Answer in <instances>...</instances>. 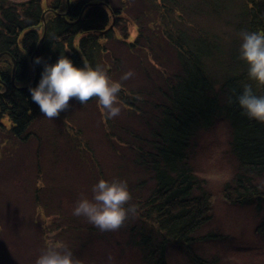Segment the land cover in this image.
<instances>
[{"label":"trees","instance_id":"trees-1","mask_svg":"<svg viewBox=\"0 0 264 264\" xmlns=\"http://www.w3.org/2000/svg\"><path fill=\"white\" fill-rule=\"evenodd\" d=\"M133 1L144 6L136 19L138 36L127 42L116 30L122 22H130L124 18L129 9L124 1L0 0V55L9 54L0 59V132H9L23 144L43 138L33 130L43 115L29 91L43 68L33 66L34 55L54 63L64 53L78 66H102L123 85L119 100L128 123L123 125L118 117L107 119L105 137L118 159L114 170L119 171L108 178L96 169L94 183L100 179L127 182L128 208L135 215L127 216L119 233L142 264H169L172 245L189 253L199 239L196 235L212 222V194L195 173L191 153L199 132L210 130L220 117L229 122L237 165L234 177L224 185V198L232 206L254 205L264 212V123L248 118L237 103L244 85L264 95V85L248 77V65L239 54L242 32L264 33V0ZM145 15L164 19L158 38L150 39L152 30L139 21ZM134 56L141 61L138 69L143 81L124 83L121 77ZM73 100L83 111L98 105L95 97L85 104ZM72 133L79 142L74 149L89 153L88 146L79 149L86 147L83 129H72ZM11 150L7 146L9 152L2 156H9ZM49 193L52 189L47 188L46 194L44 189L36 191V203L40 202L36 195L48 197ZM66 217L58 211L59 223L54 225L50 219L53 230L42 226L41 249L47 248L48 236L66 246L75 241L80 252L86 248L82 237L89 241L104 237V231L90 222L73 225ZM255 229L264 239V214ZM24 235L22 231L20 237ZM200 240L218 242L223 237L210 233ZM193 261L206 264L195 254Z\"/></svg>","mask_w":264,"mask_h":264},{"label":"rangeland","instance_id":"rangeland-1","mask_svg":"<svg viewBox=\"0 0 264 264\" xmlns=\"http://www.w3.org/2000/svg\"><path fill=\"white\" fill-rule=\"evenodd\" d=\"M7 1L21 3L26 0ZM123 1L129 8L124 18L130 22H122L116 30L118 37L131 42L138 36L136 19L141 16L138 10L144 5L141 1L136 4L133 0H115V3ZM157 18L148 15L140 17L139 21L145 28L152 30L150 39H156L163 32L164 19L160 16ZM169 55L173 56L171 49ZM140 63L139 58H132L126 72L131 71L133 75L124 83L143 81L138 69ZM120 107L121 112L116 117L124 125L128 123L123 116L125 107ZM5 122L10 127V123ZM106 123L99 105L83 111L70 99L69 107L61 111L58 117L49 119L42 115L37 121L33 130L39 134L38 137L43 136L41 142L34 138L23 144L13 140L9 132H0V264H35L37 257L44 251L38 245L42 244L38 241L39 231L43 225L53 230L50 219L54 225L59 223L56 221L58 211L67 215V220L70 219L73 225L89 222L86 217L76 216L73 212L82 197L92 198L96 169L105 172L108 178L114 177L119 171L114 170L118 159L109 149L105 137L109 129ZM76 128L83 129L86 147L79 149L88 146L90 152L87 154L74 149L79 147L78 139L72 133V129ZM231 138L229 122L220 117L210 130H201L193 142L191 163L212 194V222L196 235L199 239L190 248L189 253L192 255L184 248L172 245L168 252L169 264H198L193 261L194 254L206 260V264H264V239L255 234L264 212L254 205L232 206L223 195L225 183L234 177L237 169L234 154L231 153ZM7 146L13 150L5 157L2 155L9 152L6 151ZM261 185L264 187V181H261ZM47 188L52 189V194L49 193L51 195L48 197L36 195L40 200L36 203L35 192L44 189L46 194ZM43 206L48 207V210ZM22 231L25 235L20 237ZM210 233L220 234L223 240H200ZM101 235L104 237L91 241L87 236L82 237L86 247L84 251H78L75 241L67 247L83 264H142L137 253L126 245L124 234L102 232ZM48 238L51 240L52 237Z\"/></svg>","mask_w":264,"mask_h":264},{"label":"clouds","instance_id":"clouds-1","mask_svg":"<svg viewBox=\"0 0 264 264\" xmlns=\"http://www.w3.org/2000/svg\"><path fill=\"white\" fill-rule=\"evenodd\" d=\"M241 37L239 54L248 65V77L258 85H264V33L244 31ZM34 63L42 64L43 68L38 83L29 91L43 116L53 119L69 107L70 99L85 104L93 97L97 99L105 120L120 114L119 94L123 85L113 80L102 66L88 63L78 66L64 53L54 63L46 62L41 56L35 57ZM132 75L128 71L121 80H127ZM237 103L248 118L264 123V95H257L251 85H244ZM126 184L121 179L98 180L92 187V198L78 200L73 214L86 217L104 232L118 233L127 216L135 215V210L128 208L130 197ZM35 264H83V261L74 257L64 242L49 240Z\"/></svg>","mask_w":264,"mask_h":264},{"label":"water","instance_id":"water-1","mask_svg":"<svg viewBox=\"0 0 264 264\" xmlns=\"http://www.w3.org/2000/svg\"><path fill=\"white\" fill-rule=\"evenodd\" d=\"M46 14H47V13H45L44 16H43V22H45V16H46ZM44 37H45V36H44ZM43 40H44V38L40 41V43H39L40 45H41V43L43 42ZM2 55H9V54L6 53V52L2 53V54L0 55V59L2 58ZM34 58H35V55H34V57L32 58V64H33L34 67L37 68V66L34 65ZM16 65H17V63H16V61H15V59H14V72L16 71V68H17ZM38 75H39V70L37 69L36 76H35L36 78H35V82H34V84L36 83V81H37V79H38ZM0 94H1V93H0Z\"/></svg>","mask_w":264,"mask_h":264}]
</instances>
